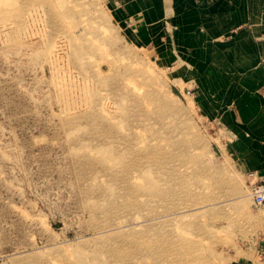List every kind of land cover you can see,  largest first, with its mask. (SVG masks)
Instances as JSON below:
<instances>
[{
    "label": "rangeland",
    "instance_id": "rangeland-1",
    "mask_svg": "<svg viewBox=\"0 0 264 264\" xmlns=\"http://www.w3.org/2000/svg\"><path fill=\"white\" fill-rule=\"evenodd\" d=\"M148 43L123 38L107 0H0V264H65L57 248L65 244L73 264H100L83 211L96 181L79 178L78 169L110 183L95 146L121 147V135L172 155L159 185L174 182L176 194L145 196L157 217L125 228L166 221V231L200 256L193 261L178 248L148 264H238L252 256L244 252L259 209L248 195L252 181L221 156L220 125L179 94L171 67ZM103 129L114 137L103 138ZM169 174L175 181H165ZM110 185L117 197L118 183Z\"/></svg>",
    "mask_w": 264,
    "mask_h": 264
},
{
    "label": "crops",
    "instance_id": "crops-1",
    "mask_svg": "<svg viewBox=\"0 0 264 264\" xmlns=\"http://www.w3.org/2000/svg\"><path fill=\"white\" fill-rule=\"evenodd\" d=\"M107 3L123 38L152 41L179 94L220 125L221 156L248 184L264 183V0ZM257 210L244 248L252 256L238 264H264V206Z\"/></svg>",
    "mask_w": 264,
    "mask_h": 264
},
{
    "label": "bare ground",
    "instance_id": "bare-ground-1",
    "mask_svg": "<svg viewBox=\"0 0 264 264\" xmlns=\"http://www.w3.org/2000/svg\"><path fill=\"white\" fill-rule=\"evenodd\" d=\"M101 135L108 139L114 137V132L103 129ZM120 138L122 140L119 142L121 147L116 144L114 146L109 144L95 146L96 152L99 153L97 166L103 172H110V181L118 183L121 189L117 197L114 195L111 182H98L96 177L99 176V171L93 170L86 173L85 167L78 169L79 178L96 181L87 188V199L83 205V211L89 215L88 226L90 230H93L94 238H97L96 245H94L98 247L99 252H94L93 257L99 259L100 264H148L159 261V257L164 258L167 254L172 253L173 255L176 252L186 253L193 261L200 259L197 250L193 249V245L188 239H181L179 235H173L166 231V221L163 222L159 219V227L154 224H144L140 229L125 228L130 225L128 222H139V218L141 220L142 218L148 219L153 215L157 217L156 205L152 206L146 202L150 195L159 200L165 196L174 198L176 194L172 188L174 182L173 184L159 185L160 174L166 173V168L163 165L172 155L164 154L160 146L158 150L156 146L145 142L143 138L137 141V145L128 143L132 139L129 136L121 135ZM126 143L128 144L126 145ZM83 159L84 163L92 165V158L85 157ZM143 162L154 165L158 171L150 169L149 172L148 169L141 167L145 166ZM172 178L169 174L165 176V181L171 182ZM173 180L175 181L174 178ZM170 208L172 207L168 206L164 210ZM65 246L57 247L60 250V255L65 258L63 263L73 264L68 259L71 251H68ZM163 246L164 250L161 249L160 253L159 247ZM178 248L180 252L177 251ZM101 255L104 256L103 259L100 257Z\"/></svg>",
    "mask_w": 264,
    "mask_h": 264
},
{
    "label": "built area",
    "instance_id": "built-area-1",
    "mask_svg": "<svg viewBox=\"0 0 264 264\" xmlns=\"http://www.w3.org/2000/svg\"><path fill=\"white\" fill-rule=\"evenodd\" d=\"M248 195L251 197L252 204L255 207L264 206V183L252 182L248 186Z\"/></svg>",
    "mask_w": 264,
    "mask_h": 264
}]
</instances>
